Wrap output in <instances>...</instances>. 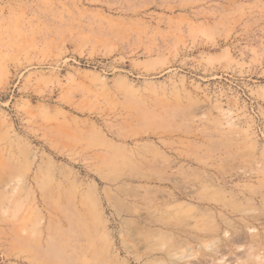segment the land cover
Masks as SVG:
<instances>
[{
	"label": "rangeland",
	"instance_id": "1",
	"mask_svg": "<svg viewBox=\"0 0 264 264\" xmlns=\"http://www.w3.org/2000/svg\"><path fill=\"white\" fill-rule=\"evenodd\" d=\"M0 264H264V0H0Z\"/></svg>",
	"mask_w": 264,
	"mask_h": 264
},
{
	"label": "bare ground",
	"instance_id": "2",
	"mask_svg": "<svg viewBox=\"0 0 264 264\" xmlns=\"http://www.w3.org/2000/svg\"><path fill=\"white\" fill-rule=\"evenodd\" d=\"M5 184H6V179L2 178L0 180V188H2L3 186H5Z\"/></svg>",
	"mask_w": 264,
	"mask_h": 264
}]
</instances>
